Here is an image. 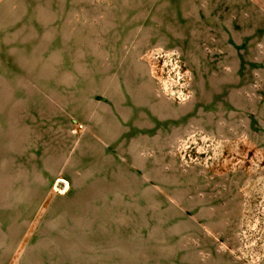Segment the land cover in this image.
Returning a JSON list of instances; mask_svg holds the SVG:
<instances>
[{"label": "rangeland", "instance_id": "rangeland-1", "mask_svg": "<svg viewBox=\"0 0 264 264\" xmlns=\"http://www.w3.org/2000/svg\"><path fill=\"white\" fill-rule=\"evenodd\" d=\"M0 264H264V0H0Z\"/></svg>", "mask_w": 264, "mask_h": 264}]
</instances>
